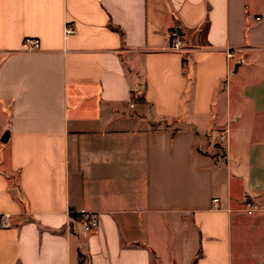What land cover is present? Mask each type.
Wrapping results in <instances>:
<instances>
[{
  "label": "crops",
  "instance_id": "crops-1",
  "mask_svg": "<svg viewBox=\"0 0 264 264\" xmlns=\"http://www.w3.org/2000/svg\"><path fill=\"white\" fill-rule=\"evenodd\" d=\"M0 53V264H264V0H0Z\"/></svg>",
  "mask_w": 264,
  "mask_h": 264
},
{
  "label": "built area",
  "instance_id": "built-area-1",
  "mask_svg": "<svg viewBox=\"0 0 264 264\" xmlns=\"http://www.w3.org/2000/svg\"><path fill=\"white\" fill-rule=\"evenodd\" d=\"M74 27L72 24H65L64 26V35L65 37L74 33ZM168 36L171 40V48L175 51L182 52L183 51V43L180 38V35L177 29L172 28L168 31ZM22 50L24 51H35L40 48L39 41L35 38H25L21 43ZM231 52H227V57H231ZM1 58V53H0ZM213 203H217L218 199L213 198ZM256 210V206L253 203H247L246 211L248 213H252ZM70 215H75L77 221L83 232L89 233L97 228L98 226V218L97 215L93 212H88L85 210H80L78 212H70ZM10 215L9 214H2L0 216V226L1 227H9L10 226Z\"/></svg>",
  "mask_w": 264,
  "mask_h": 264
},
{
  "label": "rangeland",
  "instance_id": "rangeland-1",
  "mask_svg": "<svg viewBox=\"0 0 264 264\" xmlns=\"http://www.w3.org/2000/svg\"><path fill=\"white\" fill-rule=\"evenodd\" d=\"M79 260L81 261V264H87L84 257L79 258Z\"/></svg>",
  "mask_w": 264,
  "mask_h": 264
},
{
  "label": "trees",
  "instance_id": "trees-1",
  "mask_svg": "<svg viewBox=\"0 0 264 264\" xmlns=\"http://www.w3.org/2000/svg\"><path fill=\"white\" fill-rule=\"evenodd\" d=\"M185 57V56H184ZM185 60V58H183V61ZM137 101H143V98H138ZM73 217H76L75 215H72ZM80 264H81V261H80Z\"/></svg>",
  "mask_w": 264,
  "mask_h": 264
},
{
  "label": "water",
  "instance_id": "water-1",
  "mask_svg": "<svg viewBox=\"0 0 264 264\" xmlns=\"http://www.w3.org/2000/svg\"><path fill=\"white\" fill-rule=\"evenodd\" d=\"M177 30H179V28H177Z\"/></svg>",
  "mask_w": 264,
  "mask_h": 264
}]
</instances>
